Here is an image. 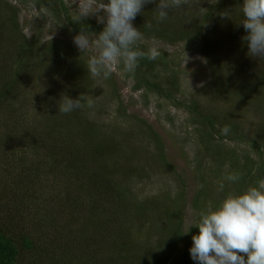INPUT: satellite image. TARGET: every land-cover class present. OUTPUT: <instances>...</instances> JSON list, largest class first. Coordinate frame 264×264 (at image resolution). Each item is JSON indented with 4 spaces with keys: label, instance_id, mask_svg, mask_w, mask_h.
Returning <instances> with one entry per match:
<instances>
[{
    "label": "trees",
    "instance_id": "trees-1",
    "mask_svg": "<svg viewBox=\"0 0 264 264\" xmlns=\"http://www.w3.org/2000/svg\"><path fill=\"white\" fill-rule=\"evenodd\" d=\"M40 2L54 14L66 15L74 34L103 31L105 25L88 17L73 21L64 0ZM190 4H194L191 10L180 12ZM243 4L244 0H189L186 6L170 8L167 19L158 22L148 3L133 26L146 39L174 44L189 38L212 55L208 57L212 65L214 56L230 48L234 58L224 63L229 66L218 90L246 100L248 94L264 88V58L249 55ZM20 12L18 5L0 0V264H197L189 250L192 237L199 233V214L264 179V136L259 142L253 140L258 157L244 154L243 162L236 150L217 149L221 159H215L211 181L202 173L191 204L194 221L186 224L184 191L175 197L170 191L140 196L139 186L147 177L128 163L123 153L131 157L132 151L111 134L121 127L107 123L102 109L92 108L89 92L97 77L88 71L87 52L61 39L43 42L38 33L28 37L19 27ZM140 48L149 51L142 43ZM162 56L151 60L145 55L135 72L147 89L170 95L156 67ZM106 80L116 85L112 71ZM63 95L82 96L84 106L68 114L59 112ZM116 106V119L133 116L121 98ZM202 115L212 126L213 118ZM139 119L148 126L159 160L173 169L159 134ZM222 126L229 129V139H247L239 126ZM205 134L213 137L209 129ZM12 141L23 142L21 159H28L18 174L14 165H8ZM13 148L19 150L18 145ZM229 174L237 181H226ZM44 181L57 191L45 197Z\"/></svg>",
    "mask_w": 264,
    "mask_h": 264
},
{
    "label": "rangeland",
    "instance_id": "rangeland-1",
    "mask_svg": "<svg viewBox=\"0 0 264 264\" xmlns=\"http://www.w3.org/2000/svg\"><path fill=\"white\" fill-rule=\"evenodd\" d=\"M7 1L21 8L19 27L28 37L38 33L43 42L61 39L64 42L74 43L73 38L78 34H74L75 32L69 28L66 15L54 14L44 7L40 0ZM64 2L72 19L78 9L90 0H64ZM149 4L158 15L159 9L156 8L159 7V2L152 0ZM193 7L194 4H190L188 8H182L180 12L184 13ZM97 15H104L103 10L87 17L105 25L98 22ZM98 34H89L93 37V42ZM140 43L149 50L157 49L165 57L157 61L156 67L159 70V77L166 81L164 86L172 94L147 89L137 79L136 72L127 73L122 64H116L112 68L116 85L103 78L94 79L93 88L89 92V97L93 101L92 108L102 109L105 114L108 113L109 115L104 114L103 117L107 123L111 125L116 123L121 127L120 129L125 127L123 130L112 131L111 134L114 133V136L111 135V138L113 136L121 146L124 145L132 151L131 157H128L126 153L123 155L128 158L130 165L146 175L147 178L142 179V186H139L142 187L140 196H162L164 191H170L175 197L184 191L187 205L186 224H191L194 221L191 204L203 179L202 173L205 175V180L211 181L214 174L212 169L217 167L215 159H221L217 149L236 150L240 162L245 161L244 154L251 155V158L252 155L258 157L256 149L253 148V140L256 139L259 142L264 136V88L251 92L246 100L232 96L222 88L221 91L218 90V86L225 79L224 70L227 69L225 66H229V63L225 66L224 63L229 62L230 57L234 58L230 48L228 52L223 50L220 56H214L212 61L215 64L212 65L211 60L208 59L212 55L207 56L203 47L191 42L189 38L181 43L171 44L164 40L143 37ZM86 52L89 59L91 55L97 54L98 50L92 46ZM175 75L176 78H173ZM167 79L172 82L168 83ZM42 81L36 80L37 83H43ZM118 98L123 100L128 112L133 115L126 117L125 121L116 119L114 111ZM93 114L97 115L98 112ZM202 114L213 118L212 126ZM139 118L147 121L159 134L165 147V156L173 169L159 160L161 158L148 126ZM8 121H10L9 118ZM223 124L228 127L239 126L238 129L246 132L247 139L244 142L229 139L222 131ZM206 129L213 132L212 138L205 134ZM6 132L8 136L9 131L6 130ZM15 140L19 139L15 138ZM21 143L23 142L12 141L9 144L8 165L15 166L16 169H13V172L16 174L20 172L19 167L26 165L28 160L21 159L24 157L21 151L25 150ZM214 144L217 147H214ZM16 145L19 146V150H16L18 152L13 148ZM40 150L45 149L40 148ZM224 172L222 175L225 174ZM137 178L136 176V182ZM44 182L48 185L41 188L45 197L54 193V189L57 191V188L52 189L48 182ZM217 193L222 194L221 190ZM41 198L38 200L41 201ZM175 263L172 261L169 264Z\"/></svg>",
    "mask_w": 264,
    "mask_h": 264
},
{
    "label": "clouds",
    "instance_id": "clouds-1",
    "mask_svg": "<svg viewBox=\"0 0 264 264\" xmlns=\"http://www.w3.org/2000/svg\"><path fill=\"white\" fill-rule=\"evenodd\" d=\"M150 2L152 0H90L78 9L73 17L75 22L101 10L104 13L97 15L98 22L105 26L94 42L84 31L73 38L81 53L92 46L98 50L87 62L93 77L109 78L116 64H122L131 74L145 55L151 60L160 55L155 48L147 53L140 48L143 34L132 23L143 6ZM188 2L160 0L158 22L167 19L170 8H180ZM243 16L249 55L264 58V0H244ZM58 102V111L63 114L84 106L82 96L73 99L63 95ZM222 131L226 134L229 129L225 127ZM224 179L234 183L238 177L229 174ZM224 186L223 182L219 184L221 190ZM196 227L199 233L192 237L189 251L197 264H264V179L239 194H229L215 209L200 213ZM242 254H246V258Z\"/></svg>",
    "mask_w": 264,
    "mask_h": 264
}]
</instances>
